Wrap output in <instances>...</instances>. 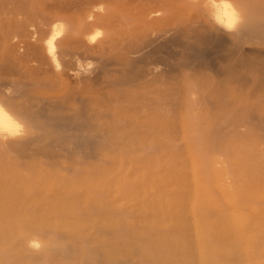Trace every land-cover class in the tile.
I'll use <instances>...</instances> for the list:
<instances>
[{
    "label": "bare ground",
    "instance_id": "6f19581e",
    "mask_svg": "<svg viewBox=\"0 0 264 264\" xmlns=\"http://www.w3.org/2000/svg\"><path fill=\"white\" fill-rule=\"evenodd\" d=\"M235 203L264 207V0H0V264H220Z\"/></svg>",
    "mask_w": 264,
    "mask_h": 264
},
{
    "label": "rangeland",
    "instance_id": "374dc122",
    "mask_svg": "<svg viewBox=\"0 0 264 264\" xmlns=\"http://www.w3.org/2000/svg\"><path fill=\"white\" fill-rule=\"evenodd\" d=\"M214 78H216V76L214 77ZM257 166V167H256ZM255 167L256 168H258L259 166H258V164H256L255 165ZM247 171H250V169H247ZM237 205V206H236ZM257 205V204H256ZM256 205L255 204H252L251 206L249 205V206H245V208H243L244 207V205H240L239 206V204H237V203H235L234 205H232V207H231V205H230V207H228L226 210L227 211H229V209H235V211H230V212H225L224 211V208H222V209H220V212H222L221 210H223L224 212H222V214H229V213H232V214H229V215H231L232 217V221H228L227 219L228 218H226V221L227 222H231V224H229L230 226H229V228L226 226V234L224 235L223 233H220L221 235H219V236H221L222 237V239L224 240V238L225 239H227V240H224L225 242H223V248H221V250H220V253L221 252H223L224 254V256H223V258L225 257V261H221L223 264H228L229 262V264H247L248 262L249 263H251V264H260V263H263L264 262V240H262V239H264V228H261V227H264L263 225V223H264V215L262 214V211H259V210H264V209H262V208H264V207H262L261 205H258L257 207H256ZM235 207H237V208H235ZM246 207H248V208H246ZM252 207H254L253 209H252ZM260 207H261V209H260ZM259 208V209H258ZM237 209V210H236ZM255 209V210H254ZM251 210H253V211H251ZM257 210L259 211V213H257ZM254 211L256 212V213H254ZM250 212V213H249ZM251 213H253L252 215H250ZM264 213V212H263ZM222 214H220V215H222ZM226 214H225V216H226ZM249 214V215H248ZM258 214H260L259 215V217L261 216V215H263V216H261L260 218L259 217H256ZM244 215V216H243ZM228 216V215H227ZM226 216V217H227ZM235 216H236V218L237 219H234L235 218ZM250 216V217H249ZM242 217H245V219L244 218H242ZM222 218V217H221ZM230 218V217H229ZM230 218V219H231ZM247 218V219H246ZM250 218H252V219H250ZM258 218V219H257ZM262 218V219H261ZM222 219H225V217L223 216V218ZM251 220V221H250ZM262 220V221H261ZM260 221V222H259ZM226 222V224H228ZM253 222V223H252ZM234 223H237V224H234ZM232 224H234V225H232ZM165 226H167L166 224H164ZM172 225H175V224H170V225H168V230H167V228H165V226H163V228L164 229H166V230H164V232H163V230L161 229V231H159V234H161L160 236H159V238L162 240V239H164L165 241L164 242H162L160 239V243L161 244H164V245H166V243H169L170 242V240L168 239V238H170L171 239V242L170 243H178V241H179V243H180V240L179 239H181V238H179V237H176V236H174L175 235V231L177 230V226H178V224H176V226H172ZM255 225V226H254ZM258 225L260 226L259 228H258ZM251 226V227H250ZM255 228H254V227ZM256 226H257V228H256ZM161 228H162V226H160ZM169 227H172L173 228V230H172V228H169ZM176 227V228H175ZM253 227V228H252ZM228 228V229H227ZM231 228V229H230ZM237 230H239V231H236V229ZM239 228V229H238ZM252 228V229H251ZM241 229V230H240ZM246 229V230H245ZM251 229V230H250ZM257 229V230H256ZM261 229V230H260ZM175 230V231H174ZM179 230V229H178ZM227 230H229V231H231V233L229 232V231H227ZM244 230V231H243ZM262 230H263V233H262ZM166 231L168 232V233H166ZM249 231V232H248ZM228 232L230 233V234H228ZM232 232H233V235H232ZM234 232H236L235 234H234ZM248 232V233H247ZM256 232V233H255ZM170 233V234H169ZM177 233V232H176ZM238 233V234H237ZM167 234H169V235H167ZM165 235H167V236H165ZM172 236H174V239H173V237ZM235 236H237L236 238H235ZM240 236V237H239ZM254 236V237H253ZM241 237L243 238V239H241ZM259 237V238H258ZM179 238V239H178ZM232 238V240H230ZM255 238V239H254ZM237 239V240H236ZM254 239V240H253ZM256 239H258V240H256ZM169 240V241H168ZM235 240V241H234ZM239 240V241H238ZM246 240V241H245ZM252 240V241H251ZM168 241V242H167ZM177 241V242H176ZM241 241V242H240ZM226 242H227V244H226ZM229 242H231V243H229ZM234 242V243H233ZM263 242V243H262ZM224 243H225V246H226V248H224L225 246H224ZM233 243V244H232ZM237 243H239V244H237ZM230 244V245H229ZM235 244H237L236 246H235ZM244 244V245H243ZM257 244V245H256ZM175 245V244H174ZM176 247H178L177 245H175ZM230 246H232V247H230ZM243 246V247H242ZM261 246V247H260ZM228 247V248H227ZM251 247V248H250ZM255 247V248H254ZM230 248H231V250H230ZM237 248V249H236ZM243 248H244V251H243ZM235 249V250H234ZM242 249V250H241ZM253 249L255 250V251H253ZM237 250V251H236ZM239 250V251H238ZM251 250V251H250ZM217 252H218V250H216ZM229 251V252H228ZM235 251V252H234ZM257 251V252H256ZM233 254H231V253ZM245 252V253H244ZM252 252V253H251ZM256 253V254H255ZM237 255V257L238 258H240V259H236L237 257H236V255ZM239 254V255H238ZM232 255V256H231ZM235 255V257H233ZM240 255H243L242 256V258L240 257ZM248 255V256H247ZM229 256H230V258H232V260L229 258ZM260 256V257H259ZM256 257V258H255ZM259 257V258H258ZM227 258H229L228 260H230L229 262H227L228 260H227ZM253 260V261H252ZM256 261V262H255ZM220 262V264H222ZM224 262H226V263H224ZM234 262V263H233ZM247 262V263H246ZM253 262V263H252ZM248 263V264H249Z\"/></svg>",
    "mask_w": 264,
    "mask_h": 264
}]
</instances>
